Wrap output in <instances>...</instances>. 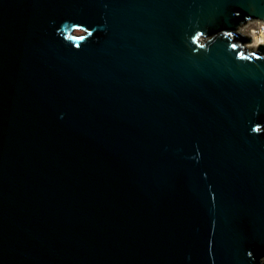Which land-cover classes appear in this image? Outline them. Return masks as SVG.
<instances>
[{"label":"water","instance_id":"water-1","mask_svg":"<svg viewBox=\"0 0 264 264\" xmlns=\"http://www.w3.org/2000/svg\"><path fill=\"white\" fill-rule=\"evenodd\" d=\"M254 22L264 0H0V264H260Z\"/></svg>","mask_w":264,"mask_h":264},{"label":"clouds","instance_id":"clouds-1","mask_svg":"<svg viewBox=\"0 0 264 264\" xmlns=\"http://www.w3.org/2000/svg\"><path fill=\"white\" fill-rule=\"evenodd\" d=\"M68 23H70V22H68V21H66V22H64V24H68ZM75 25H78V24H72V26H75ZM63 27H64V25H62L61 26V29H58L57 30V34L59 35L60 34V32H61V30L63 29ZM85 27V26H84ZM86 28V27H85ZM87 29V28H86ZM94 35V33L92 32V31H88V34H87V36L86 37H82V44L83 43H86L87 42V40H88V38H90V37H92ZM216 35L217 34H215V35H213V36H207L206 37V39H207V43L205 44V45H202V49L203 50H207V46L211 43V42H213L214 40H215V38H216ZM63 39H64V41L65 42H67V40L65 39V37H64V34H63ZM69 43V42H68ZM81 47V45H76L75 46V48L77 49V50H79V48ZM258 114V113H257ZM62 118V117H61ZM262 128H264V124H261V123H256V124H253L252 125V127H251V129H250V135H264V131H261V129ZM247 256L251 259V260H253V261H255L256 259H255V256H254V253L251 251V250H249L248 252H247ZM260 264H264V257H262L261 259H260Z\"/></svg>","mask_w":264,"mask_h":264},{"label":"rangeland","instance_id":"rangeland-1","mask_svg":"<svg viewBox=\"0 0 264 264\" xmlns=\"http://www.w3.org/2000/svg\"><path fill=\"white\" fill-rule=\"evenodd\" d=\"M241 34H246L251 37L252 42L250 43H245L244 47L247 49L249 52L251 50L248 49V45L254 44L255 41L258 40H264V24L263 23H250L246 27L242 28L239 30ZM255 50V49H254Z\"/></svg>","mask_w":264,"mask_h":264},{"label":"bare ground","instance_id":"bare-ground-1","mask_svg":"<svg viewBox=\"0 0 264 264\" xmlns=\"http://www.w3.org/2000/svg\"><path fill=\"white\" fill-rule=\"evenodd\" d=\"M260 44H264V40H258V41H255L254 44H251V45H248V49L249 50H254L256 49L257 46H259Z\"/></svg>","mask_w":264,"mask_h":264},{"label":"trees","instance_id":"trees-1","mask_svg":"<svg viewBox=\"0 0 264 264\" xmlns=\"http://www.w3.org/2000/svg\"><path fill=\"white\" fill-rule=\"evenodd\" d=\"M237 37H239V36H237Z\"/></svg>","mask_w":264,"mask_h":264}]
</instances>
